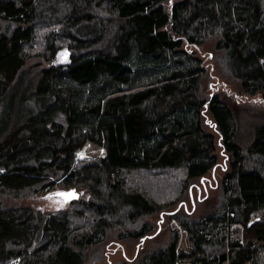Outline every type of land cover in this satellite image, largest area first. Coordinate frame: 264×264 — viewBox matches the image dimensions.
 <instances>
[{"label":"trees","instance_id":"obj_1","mask_svg":"<svg viewBox=\"0 0 264 264\" xmlns=\"http://www.w3.org/2000/svg\"><path fill=\"white\" fill-rule=\"evenodd\" d=\"M0 264H264V0H0Z\"/></svg>","mask_w":264,"mask_h":264},{"label":"rangeland","instance_id":"obj_2","mask_svg":"<svg viewBox=\"0 0 264 264\" xmlns=\"http://www.w3.org/2000/svg\"><path fill=\"white\" fill-rule=\"evenodd\" d=\"M194 51H196L199 56H201L203 59H205V61H207L205 58V55L208 56L207 46L202 48V49H198V50L194 49ZM103 154H104V151L102 149H100V148H98L92 144H87L83 148V150L81 151L79 158L82 160L83 159H97V158L102 157ZM216 176L218 179H220L222 177V172H220V173L217 172ZM215 184H216L215 182L211 183L212 188L214 187ZM80 193H81L80 197L85 198L86 193L85 192H80ZM47 196H54V193H51L48 195H41L34 200L22 201L21 205L24 207H31L34 209H39V211L45 210L46 212L50 213V212L56 210L57 204L54 202V200L55 201H57V200L52 199V198H48ZM65 206L66 205H63L61 202L60 207L65 208ZM160 222H161V226H163V224H164L163 218H161ZM135 254H136V249H135L134 245L132 247H128L127 245L124 244L121 247L115 248L114 250L111 251L110 260L111 261H117V260H123L124 258L130 259V258L134 257Z\"/></svg>","mask_w":264,"mask_h":264},{"label":"snow or ice","instance_id":"obj_3","mask_svg":"<svg viewBox=\"0 0 264 264\" xmlns=\"http://www.w3.org/2000/svg\"><path fill=\"white\" fill-rule=\"evenodd\" d=\"M56 195H58V196H65V197L70 198V197L74 196L75 193L74 192H70V193H56Z\"/></svg>","mask_w":264,"mask_h":264}]
</instances>
